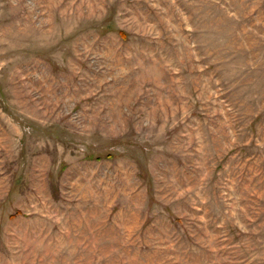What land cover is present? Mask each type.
<instances>
[{
	"label": "rangeland",
	"instance_id": "374dc122",
	"mask_svg": "<svg viewBox=\"0 0 264 264\" xmlns=\"http://www.w3.org/2000/svg\"><path fill=\"white\" fill-rule=\"evenodd\" d=\"M0 264H264V0H0Z\"/></svg>",
	"mask_w": 264,
	"mask_h": 264
}]
</instances>
